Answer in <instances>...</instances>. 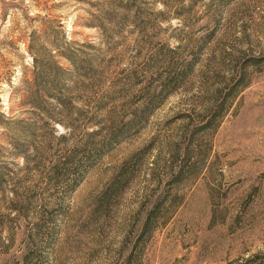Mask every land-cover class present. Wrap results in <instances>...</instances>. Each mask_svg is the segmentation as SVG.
I'll return each mask as SVG.
<instances>
[{"label":"rangeland","instance_id":"obj_1","mask_svg":"<svg viewBox=\"0 0 264 264\" xmlns=\"http://www.w3.org/2000/svg\"><path fill=\"white\" fill-rule=\"evenodd\" d=\"M0 264H264V0H0Z\"/></svg>","mask_w":264,"mask_h":264},{"label":"trees","instance_id":"obj_2","mask_svg":"<svg viewBox=\"0 0 264 264\" xmlns=\"http://www.w3.org/2000/svg\"><path fill=\"white\" fill-rule=\"evenodd\" d=\"M65 165H66V163H60V164H57V165L55 166V168H54L55 172L57 173L58 171H61V170L66 171V170H65V167H66ZM146 225H147V224H145V227H146Z\"/></svg>","mask_w":264,"mask_h":264}]
</instances>
